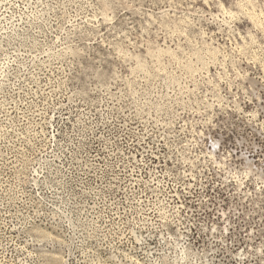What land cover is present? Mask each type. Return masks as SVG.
<instances>
[{"label": "rangeland", "instance_id": "374dc122", "mask_svg": "<svg viewBox=\"0 0 264 264\" xmlns=\"http://www.w3.org/2000/svg\"><path fill=\"white\" fill-rule=\"evenodd\" d=\"M0 264H264V0H0Z\"/></svg>", "mask_w": 264, "mask_h": 264}, {"label": "bare ground", "instance_id": "6f19581e", "mask_svg": "<svg viewBox=\"0 0 264 264\" xmlns=\"http://www.w3.org/2000/svg\"><path fill=\"white\" fill-rule=\"evenodd\" d=\"M231 12H232V11L229 10V13H231ZM259 13H260V12H259ZM252 15H253V14H252ZM187 18H188V17H187ZM255 18H256V17H255ZM252 20H253V19H252ZM252 20H251V21H252ZM253 26H254V25H253ZM244 39H245V38H244ZM241 40H242V39H241ZM237 42H238V41H237ZM241 42H242V41H241ZM243 44H244V42H243ZM209 45H210V44H209ZM171 48H172V47H171ZM171 48H170V49H171ZM168 49H169V47H168ZM168 49H167V50H168ZM170 49H169V50H170ZM210 49H211V48H210ZM208 50H209V49H208ZM238 50H239V49H238ZM173 51H174V50H173ZM174 53H175V52H174ZM208 53H209V52H208ZM149 56H150V55H149ZM197 56H199V55H197ZM200 58H201V57H200ZM260 60H261V59H260ZM214 61H215V60H214Z\"/></svg>", "mask_w": 264, "mask_h": 264}]
</instances>
